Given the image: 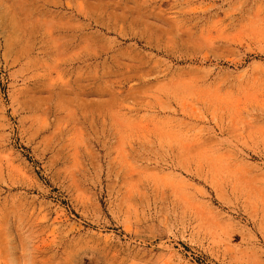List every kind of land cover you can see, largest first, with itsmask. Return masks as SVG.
I'll list each match as a JSON object with an SVG mask.
<instances>
[{"label":"rangeland","instance_id":"374dc122","mask_svg":"<svg viewBox=\"0 0 264 264\" xmlns=\"http://www.w3.org/2000/svg\"><path fill=\"white\" fill-rule=\"evenodd\" d=\"M0 264H264V0H0Z\"/></svg>","mask_w":264,"mask_h":264}]
</instances>
